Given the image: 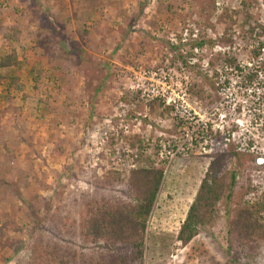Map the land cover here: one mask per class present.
I'll return each instance as SVG.
<instances>
[{
	"label": "rangeland",
	"instance_id": "obj_1",
	"mask_svg": "<svg viewBox=\"0 0 264 264\" xmlns=\"http://www.w3.org/2000/svg\"><path fill=\"white\" fill-rule=\"evenodd\" d=\"M192 2L0 0V57L13 47L22 62L0 70L22 85L10 96L0 88V264L31 262L38 235L50 239L54 217L71 206L78 211L84 197H130L127 184L104 182L112 172L126 174L135 136L148 143L147 153L158 150L157 158L166 161L147 218L143 264L229 260L224 198L211 227H200L186 246L176 241L214 145L200 142L199 134L184 142L168 113L161 107L150 113L143 104L164 86L185 93L193 110L213 114L222 149L251 155L258 161L252 175L264 179V83L254 85L264 82V61L254 63L262 39L250 28L264 25V0L248 6L247 25L242 16L215 23L225 7L240 12L241 0H215L209 21L192 14ZM15 25L19 41L10 45L3 35ZM199 42L204 45L192 47ZM227 56L232 64L224 62ZM30 66L40 76H31ZM234 167L242 168L233 160L227 170ZM68 239L77 252L100 249L87 244L80 250L77 238Z\"/></svg>",
	"mask_w": 264,
	"mask_h": 264
},
{
	"label": "trees",
	"instance_id": "obj_2",
	"mask_svg": "<svg viewBox=\"0 0 264 264\" xmlns=\"http://www.w3.org/2000/svg\"><path fill=\"white\" fill-rule=\"evenodd\" d=\"M228 1L231 4L233 0ZM255 1L241 0L240 12L233 9L231 11V7L223 8L221 13L216 15L215 23L226 25L242 16L247 25L251 18L248 6ZM192 5L194 10L192 14L204 21H209L217 10L215 0H193ZM250 28L251 31L254 28L258 29L257 37L262 39L258 43L256 58L264 47V25L252 22ZM5 31L3 39L7 44L19 41L20 28L17 25L7 27ZM195 45L192 47L200 48L204 43L199 42ZM224 62L233 63L229 56L224 58ZM21 63L15 49L10 47L9 51L0 57V70L20 68ZM28 72L36 77L41 74L32 66ZM261 73L264 78L262 66ZM253 78L254 76H250L245 82H250ZM256 83L261 87L264 82L262 79ZM223 84L229 85L227 81ZM38 85L36 82L35 89ZM0 88L5 96H10L11 93L20 91L22 85L17 82L15 76L7 81L6 77L0 75ZM160 107L163 113L166 112L172 117L170 118L172 124L179 130L181 121L172 116L173 107L166 105L160 95H151L146 104H143V108L150 113L158 111ZM205 138L211 140L214 151L210 155L211 160L204 178L180 225L176 241L186 246L197 236L200 227H211L217 214L216 205L224 198L225 251L230 254L225 264H259L258 259L264 260V179H259L251 173L256 160L251 155L236 152L233 148L222 149L219 139H222L223 135L213 128L211 122H208L207 129L199 133L200 142H204ZM133 140L135 145H132V152L128 155L129 166L126 174L112 172L104 182L107 185L118 181L127 184L130 197L124 200L84 197L78 211L71 206L67 215L54 217L52 224L55 228L53 234L49 235L50 239L38 235L32 247L35 256L28 264H143L147 218L151 214L163 179L166 161L157 158L158 150L147 153L148 143L143 137L135 136ZM233 160L242 166L240 170L235 167L227 170L228 163ZM257 164L258 161L255 165ZM75 214L77 219L71 221L70 225L66 224ZM43 226L39 231L41 229L44 231L43 228L46 226ZM69 237L78 239L80 247L77 249L82 250L87 244L100 249L92 253L77 252L74 246L68 244ZM120 246L121 252H118Z\"/></svg>",
	"mask_w": 264,
	"mask_h": 264
},
{
	"label": "built area",
	"instance_id": "obj_3",
	"mask_svg": "<svg viewBox=\"0 0 264 264\" xmlns=\"http://www.w3.org/2000/svg\"><path fill=\"white\" fill-rule=\"evenodd\" d=\"M263 61H264V47L261 48L254 63L257 65ZM261 76L262 75L259 74V78ZM238 78L242 79L243 77H238ZM229 82L240 83L241 81L232 80ZM255 84L257 83H254V85ZM231 85L232 84H230V86ZM164 87L161 93H157V95H160L163 98L164 103L166 105L173 107V111L171 113L173 117H176L181 121L179 125L180 128L178 131L183 135L184 142H192L193 139L196 137V135L200 133V131L207 129V124L208 122H210V119L213 116V114L205 111L202 114L196 112L190 107V105L187 102L184 101L185 93H183L182 95L183 97H180V95L174 93V91L171 90L170 88H164ZM239 88L241 89L240 86ZM245 145L247 144L245 143ZM167 154H169V152H167Z\"/></svg>",
	"mask_w": 264,
	"mask_h": 264
}]
</instances>
